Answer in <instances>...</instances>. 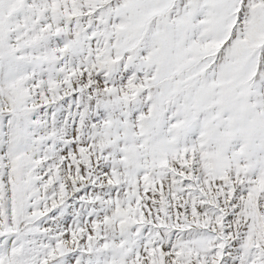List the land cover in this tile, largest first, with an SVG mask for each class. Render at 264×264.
Here are the masks:
<instances>
[{
  "label": "snow or ice",
  "instance_id": "obj_1",
  "mask_svg": "<svg viewBox=\"0 0 264 264\" xmlns=\"http://www.w3.org/2000/svg\"><path fill=\"white\" fill-rule=\"evenodd\" d=\"M0 264H264V0H0Z\"/></svg>",
  "mask_w": 264,
  "mask_h": 264
}]
</instances>
